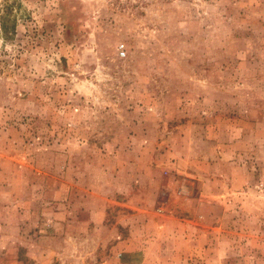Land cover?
Instances as JSON below:
<instances>
[{"label": "rangeland", "instance_id": "374dc122", "mask_svg": "<svg viewBox=\"0 0 264 264\" xmlns=\"http://www.w3.org/2000/svg\"><path fill=\"white\" fill-rule=\"evenodd\" d=\"M5 3L0 264H264V0Z\"/></svg>", "mask_w": 264, "mask_h": 264}, {"label": "trees", "instance_id": "16d2710c", "mask_svg": "<svg viewBox=\"0 0 264 264\" xmlns=\"http://www.w3.org/2000/svg\"><path fill=\"white\" fill-rule=\"evenodd\" d=\"M15 18L12 17V8L10 4L5 3L3 12L0 16L1 30L4 32L6 37L10 35V29L14 28Z\"/></svg>", "mask_w": 264, "mask_h": 264}, {"label": "built area", "instance_id": "2783aa9c", "mask_svg": "<svg viewBox=\"0 0 264 264\" xmlns=\"http://www.w3.org/2000/svg\"><path fill=\"white\" fill-rule=\"evenodd\" d=\"M118 52L121 54V56H124L125 55L124 45L123 44H120Z\"/></svg>", "mask_w": 264, "mask_h": 264}]
</instances>
